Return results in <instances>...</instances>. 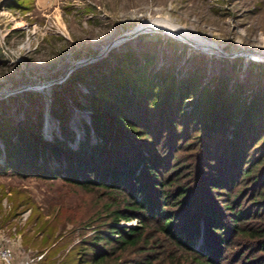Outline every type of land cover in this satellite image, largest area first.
I'll list each match as a JSON object with an SVG mask.
<instances>
[{"label": "trees", "instance_id": "trees-1", "mask_svg": "<svg viewBox=\"0 0 264 264\" xmlns=\"http://www.w3.org/2000/svg\"><path fill=\"white\" fill-rule=\"evenodd\" d=\"M125 54L132 67L91 76L82 138L59 106L51 138L41 112L1 118L0 175L62 179L105 198L79 264H264V72L255 87L224 71L210 85Z\"/></svg>", "mask_w": 264, "mask_h": 264}, {"label": "rangeland", "instance_id": "rangeland-1", "mask_svg": "<svg viewBox=\"0 0 264 264\" xmlns=\"http://www.w3.org/2000/svg\"><path fill=\"white\" fill-rule=\"evenodd\" d=\"M151 19L170 30L131 33ZM125 52L178 76L197 71L210 85L224 71L230 83L255 87L264 72V0H0V119L41 112V132L51 138L60 135L52 111L59 106L82 138L90 78L132 67ZM104 200L62 179L0 175V251L11 253L6 260L0 252V264H79L83 239L105 219Z\"/></svg>", "mask_w": 264, "mask_h": 264}, {"label": "bare ground", "instance_id": "bare-ground-1", "mask_svg": "<svg viewBox=\"0 0 264 264\" xmlns=\"http://www.w3.org/2000/svg\"><path fill=\"white\" fill-rule=\"evenodd\" d=\"M136 28H141V29H144V30H149V29H153V30H156V29H161V30H170L169 29V25H167L165 23V21H159V20H147L145 21L144 23H139L138 25H136L132 30L136 29ZM130 30V31H132ZM129 31V33H130ZM129 33H126V34H129ZM170 33H173V32H170ZM261 56V55H260ZM260 58V57H259ZM49 81V80H48Z\"/></svg>", "mask_w": 264, "mask_h": 264}, {"label": "water", "instance_id": "water-1", "mask_svg": "<svg viewBox=\"0 0 264 264\" xmlns=\"http://www.w3.org/2000/svg\"><path fill=\"white\" fill-rule=\"evenodd\" d=\"M149 30H152V29H149ZM140 31H144V29H141V28H136V29H134V30H132L131 31V33H136V32H140ZM129 34H125L124 36H122V38L123 37H126V36H128ZM113 43H109L108 44V46H110V45H112ZM239 53V52H238ZM87 59H85V60H81V61H77V62H75V65H77V64H80V63H82V62H84V61H86Z\"/></svg>", "mask_w": 264, "mask_h": 264}, {"label": "built area", "instance_id": "built-area-1", "mask_svg": "<svg viewBox=\"0 0 264 264\" xmlns=\"http://www.w3.org/2000/svg\"><path fill=\"white\" fill-rule=\"evenodd\" d=\"M0 252H1V255H2L6 260H9V259H10L11 253H10V250H9V249H7V248H3Z\"/></svg>", "mask_w": 264, "mask_h": 264}]
</instances>
